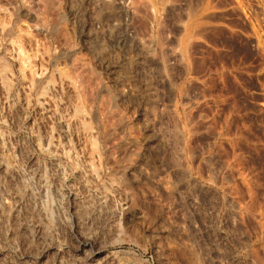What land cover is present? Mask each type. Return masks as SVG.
<instances>
[{"label": "rangeland", "instance_id": "rangeland-1", "mask_svg": "<svg viewBox=\"0 0 264 264\" xmlns=\"http://www.w3.org/2000/svg\"><path fill=\"white\" fill-rule=\"evenodd\" d=\"M20 1L0 264H264V0Z\"/></svg>", "mask_w": 264, "mask_h": 264}, {"label": "built area", "instance_id": "built-area-1", "mask_svg": "<svg viewBox=\"0 0 264 264\" xmlns=\"http://www.w3.org/2000/svg\"><path fill=\"white\" fill-rule=\"evenodd\" d=\"M110 9L115 8L116 13H123L126 14L128 11L132 10V7L130 5L129 0H106ZM102 4L100 2H97L95 5H92L91 8L95 7L99 9V13H103L104 11H101L100 8H102ZM97 12V11H94ZM107 12V11H105ZM263 55H264V32L261 34V44L259 45Z\"/></svg>", "mask_w": 264, "mask_h": 264}, {"label": "bare ground", "instance_id": "bare-ground-1", "mask_svg": "<svg viewBox=\"0 0 264 264\" xmlns=\"http://www.w3.org/2000/svg\"><path fill=\"white\" fill-rule=\"evenodd\" d=\"M15 1H16V0H15ZM23 1H24V2H23ZM23 1H22V0L20 1L22 4L18 5V6L16 7V10H19V9H20V6H21V7L24 6V7H26V9H27V8H28V9L31 8L29 5H28L29 7H28L27 5H25V0H23ZM28 3H29V2H28ZM26 4H27V3H26ZM16 5H17V4H16ZM24 7H23V8H24ZM13 8H14V7H13ZM32 8H33V7H32ZM24 9H25V8H24ZM26 9H25V10H26ZM25 10H24V11H25ZM31 10H32V9H30V12H31V14H33V12H32ZM27 11L29 12V10H27ZM21 12H22V11H21ZM28 12H27V14H28ZM19 13H20V12H19ZM22 13H23V12H22ZM25 13H26V12H25ZM35 14H36V13H34V17L36 18V15H37V14H36V15H35ZM24 15H25V14H24ZM19 16H21V15L19 14ZM25 16H27V15H25ZM30 16H31V15H30ZM23 17H24V16H23ZM35 18H33V19L35 20ZM38 18H39V17H37V19H38ZM16 20H19V19L17 18ZM20 20H21V19H20ZM20 22H21V21H20ZM36 22H37V21H36ZM39 22H40V21H39ZM14 26H15V25H14ZM19 26H20V25H19ZM124 26H125V25H124ZM11 34H12V29H7V30L5 29V31H4V35H3V36H8V37L11 36V37H13ZM1 37H2V36H1ZM11 37H10V38H11ZM4 38H6V37H4ZM12 42H13V41H12ZM16 42H17V41H16ZM27 57H28V56H27ZM5 68H6V67H5ZM3 76H4V75H3ZM3 79H4V78H3ZM195 194H196V193H195Z\"/></svg>", "mask_w": 264, "mask_h": 264}]
</instances>
